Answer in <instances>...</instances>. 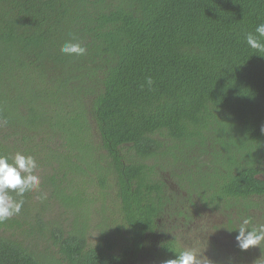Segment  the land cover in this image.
<instances>
[{"label": "trees", "instance_id": "obj_1", "mask_svg": "<svg viewBox=\"0 0 264 264\" xmlns=\"http://www.w3.org/2000/svg\"><path fill=\"white\" fill-rule=\"evenodd\" d=\"M261 23L264 0H0V154L44 170L38 191L11 193L23 207L0 227L30 226L49 189L77 212L68 230L38 222L61 257L0 235V264H127L172 202L161 171L213 210L260 208L264 52L246 35ZM66 42L86 54L64 55ZM113 190L135 241L85 251L89 217L104 229Z\"/></svg>", "mask_w": 264, "mask_h": 264}, {"label": "rangeland", "instance_id": "obj_2", "mask_svg": "<svg viewBox=\"0 0 264 264\" xmlns=\"http://www.w3.org/2000/svg\"><path fill=\"white\" fill-rule=\"evenodd\" d=\"M41 179L44 177V170L36 169L35 173ZM171 174L167 171L164 172L163 179H170ZM41 193H45L47 199L41 200ZM111 197L113 202L106 204L105 209L107 210L108 221L107 225L104 226V229L96 228V224L89 221L90 233L92 240H101V237L106 234V232H111L113 241L115 243L125 242L128 238V231L126 225L123 224L121 218V212L117 208L118 196L115 190L111 192ZM37 203L35 206V212L31 215L30 226L25 227H16L13 230L4 229L5 227H0L1 236H10L15 235L16 238H19L23 241H31L37 244V250H40L41 253L49 252V248L53 250V254L57 255V250L52 248L51 245V235L39 234L37 225L39 223L50 222L56 224L58 221L60 226L66 227L68 230L71 225L74 224L75 213L69 211V215L66 214V210L61 207L60 203L56 199H51V192L49 190L39 191L34 199ZM117 201V202H116ZM116 202V203H115ZM260 208L254 207L253 210L249 211V216L252 218L253 224L264 223V204L263 202H258ZM207 212L199 220L201 224L209 222L208 230L210 231L204 241L203 239L194 238L189 234L190 230L187 226L183 227L180 221L175 218L167 220V216L162 219L161 226L159 228V235L171 234L173 237H178V247L175 248V254L173 257L170 255L167 257V260L177 259L178 252L183 251L185 248H192L196 251L198 256H202L208 260L209 264H257V261H261V264H264V245L252 247L248 250H241L236 241V236L238 235L237 223L241 217L237 215L238 210L234 207L228 208L224 213L220 211H205ZM204 211L200 214L197 211V216L202 215ZM33 217V219H32ZM209 219L210 221H207ZM232 219L233 223L229 222ZM39 222V223H38ZM212 226V228H211ZM183 227V228H182ZM210 227V228H209ZM173 230H180L181 236L175 234ZM202 230V229H201ZM70 231H73L70 230ZM170 232V233H169ZM33 233L34 235H30ZM155 238V236H154ZM171 238V237H170ZM160 239L159 237L157 240ZM182 241V242H181ZM215 242V243H214ZM198 245V246H197ZM216 246V249L214 248ZM149 254V253H147ZM58 256V255H57ZM139 264H165L163 260L160 261H146L145 259L140 258L138 260Z\"/></svg>", "mask_w": 264, "mask_h": 264}, {"label": "clouds", "instance_id": "obj_3", "mask_svg": "<svg viewBox=\"0 0 264 264\" xmlns=\"http://www.w3.org/2000/svg\"><path fill=\"white\" fill-rule=\"evenodd\" d=\"M262 39H264V23L256 26L255 34L250 32L246 35L247 45L257 52H264ZM60 51L71 57L83 56L87 49L79 43L66 42ZM145 83L151 88L152 78L146 77ZM261 132H264V127L261 128ZM37 168V161L31 155L26 156L18 152L14 157H9L0 154V223L18 215L23 207V199L16 200L11 193L23 197L26 192L40 189V178L34 174ZM40 199H47L46 194L41 193ZM237 230L236 241L241 250L246 251L264 245V223L253 224L251 217L244 216L239 219ZM165 264H209V262L204 257L198 256L194 249L185 248L178 253L177 259L167 260ZM257 264H261V261H257Z\"/></svg>", "mask_w": 264, "mask_h": 264}, {"label": "flooded vegetation", "instance_id": "obj_4", "mask_svg": "<svg viewBox=\"0 0 264 264\" xmlns=\"http://www.w3.org/2000/svg\"><path fill=\"white\" fill-rule=\"evenodd\" d=\"M152 164H154V162L150 163V165ZM157 169H160V168L158 167ZM163 175H164V172L161 171L159 172V175L157 176V178L163 181V184L167 186L165 188V190L167 191L166 196L168 199H171L172 202L167 203L169 207H166L167 209H165L164 212L162 211L163 213H161L158 217L157 216L154 217V224H153L154 226H152V228L146 231L145 234L139 239L140 246L136 248L137 251H135V249H132L129 256L127 257V264H139L138 260L140 258L145 259L146 261L163 260L165 262L169 255L171 257L174 256L175 248L178 247V241H180L178 240L179 238L173 237L171 236V234L159 235L158 233L159 228L161 226L162 219H164L166 216H167V220L171 218H175L178 221H180L183 227L187 226L189 228L190 230L189 234H191L194 238L203 239L202 240L203 242L206 236L208 235V233L210 232L208 230V226H210L209 222H207V225H206L205 223L201 224L199 221L201 217L202 216L204 217V214L207 213L205 211H210V212L220 211V213H224V211L226 210L224 209V204L220 207V209L213 210L211 209L210 206H205L204 202L200 198L199 199L201 201H197V199H195L196 195H194L193 197H190L189 196L190 194L188 191L182 190L181 181L177 175H175V177H170V179H166V178L163 179L162 178ZM115 191L118 194V191L117 190ZM109 197H110V200L112 201L113 199L111 197V193ZM98 204L100 205L101 203H98ZM251 210H253V208ZM92 211L94 212V210ZM197 211H199L200 214L202 213V211H204V213L202 215L197 216ZM89 218L91 219V222L93 223V221L95 220L94 215H90ZM207 221H210V220L207 219ZM87 223H88V219H87ZM123 224L127 226V224L124 221H123ZM126 229L128 231V238L123 243L121 242L115 243L113 241L111 232L109 231L110 239L114 243V245L112 246L113 249H111L109 248V246H111V243H110L111 241H108L105 238L101 237V240L93 241L91 233H90V228H88L85 234L86 247L84 250L87 251L90 249H95L97 247H100V248L105 249L106 251L109 250L110 253L122 254L125 251L124 248L127 245H133L135 241V236L131 235V233L129 232L128 226L126 227ZM173 231L175 232L176 235L181 236L180 235L181 233L178 232L180 230H173ZM158 237L160 239L157 240ZM50 243L52 245V248H54L55 250L58 251L60 249L59 245L57 246L53 240H51ZM166 245L169 246V249H165ZM214 248L216 249V246H214ZM135 252L136 254H134ZM58 257H61V256L58 255Z\"/></svg>", "mask_w": 264, "mask_h": 264}]
</instances>
